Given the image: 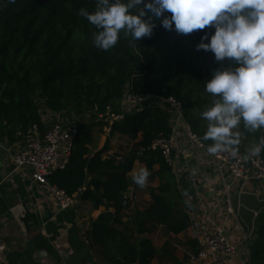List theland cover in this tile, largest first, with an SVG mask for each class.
Instances as JSON below:
<instances>
[{
	"label": "trees",
	"instance_id": "obj_1",
	"mask_svg": "<svg viewBox=\"0 0 264 264\" xmlns=\"http://www.w3.org/2000/svg\"><path fill=\"white\" fill-rule=\"evenodd\" d=\"M80 9L95 11L96 0H0V125L11 140L18 133L26 139L33 126L43 134L40 102L53 114L69 113L68 118L89 115L88 123L76 126L65 168L49 176L48 183L69 197L78 195L94 209H113V214H101L91 222L94 264H151L156 255L151 242L121 239L114 225L125 227L119 220L121 202L130 187L127 175L138 163L150 174L157 167L159 180L150 192L149 207L134 214L138 237L149 222L173 235L190 228L188 214L176 213L178 206L187 207L171 167L159 151L151 150L154 141L171 134L170 122L156 107L123 114L113 123L104 122L105 115L108 110L121 114L128 88L140 98L171 97L181 104L185 122L207 148L212 142L203 140L207 121L201 113L212 105V97L205 82L221 63L229 62H217L211 52L196 50L203 31L211 29L181 35L165 30L159 21L150 37L135 42L121 32L114 48L99 50L92 43L96 29L79 15ZM102 127L106 142L91 154L94 131ZM114 136L133 143L119 162L103 159ZM261 156L264 159V151ZM248 251L247 264H264V209L255 219Z\"/></svg>",
	"mask_w": 264,
	"mask_h": 264
},
{
	"label": "crops",
	"instance_id": "obj_2",
	"mask_svg": "<svg viewBox=\"0 0 264 264\" xmlns=\"http://www.w3.org/2000/svg\"><path fill=\"white\" fill-rule=\"evenodd\" d=\"M157 100L152 99L148 108L156 107ZM38 112L43 126L48 129L61 121L76 126L88 123L89 115L82 120L68 118L66 114H53L47 110L46 116ZM121 109V104H120ZM73 122V123H71ZM187 124V123H186ZM95 129L90 153L101 150L106 142V132ZM263 130V129H262ZM7 130L0 125V246L4 247L6 264H94L91 245V222L101 214H113V209L99 207L94 209L77 195L72 207L59 211L45 187L34 183L32 173L27 168L14 169L12 156L24 145L25 139L18 134L8 139ZM175 146L172 152L171 166L179 192L186 208L178 206L176 213L186 212L190 219H198L212 213L222 188L221 178L212 170L206 151L198 150L187 140L184 126L176 128ZM240 139L238 148L245 155H252L251 144L243 147ZM255 139V138H254ZM133 143L121 136L111 138L103 159H115L131 150ZM142 165L136 163L127 175L130 187L123 195L129 201V207L122 210L119 220L125 227H119L126 238L146 239L153 245L156 255L151 264H188L194 245L189 239V231L179 235L168 233L164 227L149 222L145 233L137 235L133 225L135 212L143 211L150 205V192L159 185L154 168L143 188L133 182V175ZM106 173L105 176H110ZM234 216L224 213L216 216L219 224L225 223L231 243L236 247L232 259L214 256L204 264H247L249 260V241L252 238L254 222L260 210L264 209V183L238 186L232 193ZM223 212V211H222ZM129 229L130 234L127 233ZM113 255L117 254L113 251Z\"/></svg>",
	"mask_w": 264,
	"mask_h": 264
},
{
	"label": "clouds",
	"instance_id": "obj_3",
	"mask_svg": "<svg viewBox=\"0 0 264 264\" xmlns=\"http://www.w3.org/2000/svg\"><path fill=\"white\" fill-rule=\"evenodd\" d=\"M170 14V15H166ZM79 15L96 29L93 46L114 48L121 32L136 42L150 37L156 21L168 31L188 35L203 31L197 51L211 52L221 66L212 71L205 91L212 105L201 113L207 121L203 140L211 141V155L235 157L241 123L249 131L264 129V0H96V10ZM264 151V140L252 155ZM150 175L140 168L132 177L143 188Z\"/></svg>",
	"mask_w": 264,
	"mask_h": 264
},
{
	"label": "built area",
	"instance_id": "obj_4",
	"mask_svg": "<svg viewBox=\"0 0 264 264\" xmlns=\"http://www.w3.org/2000/svg\"><path fill=\"white\" fill-rule=\"evenodd\" d=\"M157 100L156 108L161 109L170 122L171 134L160 137L151 146L152 151H159L165 163L171 167L173 163L172 152L175 146L176 128L185 127L187 140L198 150L207 152L201 139L189 128L184 120L183 108L173 98H140L133 95L128 88L121 100V114L115 115L111 110L107 111L104 122H119L123 114L139 113L148 108L150 100ZM99 119H103L99 116ZM73 123V122H71ZM76 134V125L62 124L61 121L51 125L43 134L33 126L25 139L23 147L12 156L14 169L27 168L31 171L34 183L45 187L55 206L59 211L72 207L76 201V195L69 197L63 191L51 186L48 177L54 172L63 170L68 162L72 149V140ZM264 140V129L260 133L258 144ZM212 170L221 178L222 188L220 196L216 200L212 213L198 219H190L191 226L189 239L195 245V252L188 257V264H204L214 256L232 259L236 247L231 243L228 229L225 223L219 224L216 216L222 213L225 216H234L232 208V193L238 186H248L264 182V159L261 156L250 155L238 148L237 156L230 152L211 155L207 152ZM120 161L121 159L118 158ZM121 207H129L127 199L122 200ZM223 211V212H222ZM189 216V215H188ZM4 247L0 246V264H6L4 260Z\"/></svg>",
	"mask_w": 264,
	"mask_h": 264
},
{
	"label": "rangeland",
	"instance_id": "obj_5",
	"mask_svg": "<svg viewBox=\"0 0 264 264\" xmlns=\"http://www.w3.org/2000/svg\"><path fill=\"white\" fill-rule=\"evenodd\" d=\"M44 107L41 105L40 106V114L43 115V117H45L46 113H47V110L46 109H43ZM235 132H238L240 134L239 138L243 139V147L244 148H247L249 145H251L252 143L253 144H256L257 142V139L259 140V137H260V133L262 131V129H259V130H256V131H249L247 130L243 123H241V125L237 128V129H234ZM255 138V139H254ZM258 143V142H257ZM131 150H128V153L125 155L127 156L129 153H130ZM123 155H116L115 156V160L116 162H119L118 158H120L121 160H123V158L125 157ZM120 160V161H121ZM264 183V182H263ZM261 184V183H260ZM253 185H258V184H253ZM114 229H116V231L118 233H120L122 236H121V239H123V237L125 238V233H121V230H119V227L115 226L114 225ZM127 230V233L130 234V231L128 228H126ZM120 237V236H119ZM129 240H131L129 237L127 238ZM112 248L114 249L115 248V243L112 242L111 244ZM115 250V249H114ZM115 252V251H114Z\"/></svg>",
	"mask_w": 264,
	"mask_h": 264
},
{
	"label": "water",
	"instance_id": "obj_6",
	"mask_svg": "<svg viewBox=\"0 0 264 264\" xmlns=\"http://www.w3.org/2000/svg\"><path fill=\"white\" fill-rule=\"evenodd\" d=\"M66 117H67V119H68V117H69V113H66ZM64 124H67V123L65 122Z\"/></svg>",
	"mask_w": 264,
	"mask_h": 264
}]
</instances>
